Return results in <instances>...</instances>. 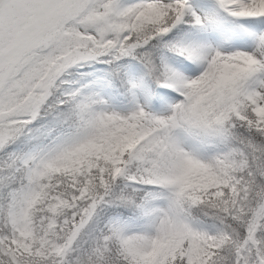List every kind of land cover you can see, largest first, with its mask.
<instances>
[{"label":"snow or ice","instance_id":"6c2138e0","mask_svg":"<svg viewBox=\"0 0 264 264\" xmlns=\"http://www.w3.org/2000/svg\"><path fill=\"white\" fill-rule=\"evenodd\" d=\"M0 264H264V0H0Z\"/></svg>","mask_w":264,"mask_h":264}]
</instances>
